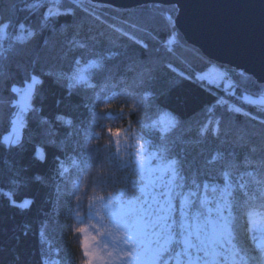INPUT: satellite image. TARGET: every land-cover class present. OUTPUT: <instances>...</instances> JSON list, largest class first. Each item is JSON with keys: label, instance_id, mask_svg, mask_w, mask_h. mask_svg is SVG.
Wrapping results in <instances>:
<instances>
[{"label": "trees", "instance_id": "obj_1", "mask_svg": "<svg viewBox=\"0 0 264 264\" xmlns=\"http://www.w3.org/2000/svg\"><path fill=\"white\" fill-rule=\"evenodd\" d=\"M31 2L37 0H0V18L12 21V26L7 30L9 39L4 40L7 34L3 40L0 39V73H4L10 82L19 84L25 72L31 70L30 61L40 40L50 38L49 47L44 50L45 59L37 71L44 67L51 68L57 74L63 71L72 75L77 67L74 60L79 58V67L87 69L84 73L87 83L74 84L75 94L69 97L67 82H64V87H60L51 80H46L39 98L34 99L33 106L39 111L32 113L30 117L26 114V119L33 121L40 116L51 120L58 113L65 114V119L72 120L73 126L60 124L58 121H53L48 126L55 133L52 138L57 143L65 141L66 147L49 148L48 163L31 169L32 172L38 171L48 177L46 186L31 185L17 192V200L25 197L35 200L31 211L18 214L8 206L6 200L0 198V245L3 246L0 258H3L5 264L11 260L14 251L20 253V264H78L81 258L78 251L81 234L74 229L86 225L88 197L94 195L93 188L96 194L118 192L128 186L133 177L130 169L119 167L118 159H109L110 154L114 155V138L108 132L109 128H137L162 157L174 155L178 146H186L190 153H203L202 159L210 157L217 150L228 152L235 147L236 156L231 159L239 161L240 166L228 169L232 172L233 181L239 182L241 174L246 172L264 176V164L260 163L264 158V126L258 122L264 118V104H250L243 98L244 94L259 97L262 94V85L251 76L228 67L223 68V72L232 82L229 89L213 84L212 93H209L189 79L181 81V73L195 75L201 70L204 71L205 65L208 68L211 62L199 50L189 46L175 28L174 6L148 4L123 9L98 4L95 15L100 16L99 20L77 10L74 16L55 17L57 31L52 32V24L44 29L43 16L48 7L52 6L53 0H38L43 7L33 11L25 10V5ZM60 2L67 3V0ZM59 11L63 12L64 9ZM18 21L25 24V36L27 31L36 32L37 36L23 43L17 40L16 37L20 35L16 26ZM64 24H73V27L62 32L59 29ZM172 29V36L175 35L178 39H173L166 50L161 49L159 38ZM124 32L138 38L141 45L128 40L122 35ZM69 41L84 44L85 48L74 47ZM143 44H147V50L142 47ZM113 53L116 55L112 56ZM109 56L112 58L107 59ZM101 57L105 59L101 61ZM91 61H101L111 69V74L102 73L97 68H87ZM169 65L172 66L171 69ZM172 80L178 81V86L170 94L156 98L154 94L158 95ZM142 94H147L148 100H141ZM220 97L229 106L241 107L242 113L248 112L256 116L257 120L227 112L224 107L215 103ZM133 98L141 101L137 110L122 114L121 105L127 108ZM82 100L85 103L90 101L93 108L83 107ZM149 101L153 105L151 108ZM102 103H115L116 107L101 113L99 106ZM157 104L177 116L179 123L175 127L161 131L156 125L153 126L159 116L156 111ZM209 106L213 108L212 112L208 111ZM93 115L100 118L93 120ZM221 117H231V126L224 123L217 129L216 122ZM3 129V110L0 109V133H3ZM86 129L91 139L85 137ZM216 131L219 139L214 135ZM37 132L34 125L31 135L37 136ZM78 141L83 142L80 148H77ZM195 141L199 143H193ZM86 143L94 149L92 155L100 157L94 168L103 163L108 172L114 173L103 186L93 184L90 179L86 180L80 171ZM241 144L246 147H238ZM252 147H256L257 151L252 152ZM26 148L31 150L30 145H26ZM56 157H59L63 168L67 169L59 178L54 171ZM245 157L253 161L252 167L244 166ZM228 159L230 158L226 157L225 161H218L211 166L216 176L213 182H221L220 169L222 165L227 167ZM21 163H28L27 151L23 156L9 151L7 146L0 151V190H8L10 184L7 178ZM244 179L248 183V190L258 197L252 201L253 207L248 210L254 214V219L264 221V199L259 198L257 185L252 178L245 176ZM73 182H77L78 187L74 188ZM239 194L238 189L237 195ZM76 195L81 196L79 202L75 199ZM77 212L80 213L79 216L76 215ZM21 225H29L30 229L28 235L17 242L15 235H18ZM41 230L44 232L43 237L39 234Z\"/></svg>", "mask_w": 264, "mask_h": 264}, {"label": "snow or ice", "instance_id": "obj_2", "mask_svg": "<svg viewBox=\"0 0 264 264\" xmlns=\"http://www.w3.org/2000/svg\"><path fill=\"white\" fill-rule=\"evenodd\" d=\"M44 5L37 2H31L25 5V10L33 11ZM99 5L96 0H67V3H61L60 0H53L52 6L48 7L43 16V26L46 30L49 24H52V32H56L54 18L60 15L74 16L77 10L83 11L88 16H95L100 19L97 13ZM56 9V11H54ZM59 9H64L63 12ZM75 21L73 22V24ZM73 24H64L60 26V31H67L73 27ZM12 26V21L0 18V39L4 38L7 30ZM17 28L20 35L16 37L22 43L29 38L37 36L36 32L27 31L25 24L17 22ZM119 32L120 30L117 29ZM172 30L166 31L163 37L159 38L161 49L167 48V45L173 42ZM128 40L137 45L141 41L128 34L122 33ZM74 47L85 48L84 44H76L75 41H69ZM50 38H42L39 46L30 61L31 70L26 71L23 79L17 84L10 82L4 73H0V109L3 110V133H0V151L7 149L17 152L21 156L27 151L28 163H21L15 168L14 173L8 177L10 187L7 191L0 190V198L8 202V206L16 210L18 214L31 211V206L35 200L31 197H25L22 200L16 199V194L24 188L36 185L38 187L46 186L45 181L48 177L41 172H32L33 167L46 165L48 163L49 148H65L66 142L57 143L54 137L55 133L48 126L53 121L60 124L73 126V121L65 119V114H56L51 120L40 116L33 121L26 119L32 113L39 110L34 107V99L39 98L46 80H51L57 86L64 87L67 82V95H74V84L87 83L85 77L86 68H80L81 60H74L77 66L72 75L61 71L55 73L51 68L38 66L45 59L44 50L48 49ZM142 47L147 50V44ZM113 53L112 56H115ZM112 56L107 57L111 59ZM101 57V61L104 60ZM101 61H91L87 68H97L101 72L111 74V69ZM171 69V65L168 66ZM207 68V65H205ZM174 71V69H173ZM212 70L205 74L203 70L195 75H185L181 73V81L189 79L197 83L198 86L205 88L212 93L213 80L209 78ZM215 78L223 79L222 73H215ZM147 83V81H144ZM178 81L172 80L167 88L161 90L156 96H166L178 86ZM93 87L92 85H88ZM264 88V85L261 86ZM17 97H19L17 99ZM142 100H148L147 94L141 95ZM250 104H264V101L251 100L244 97ZM216 105L222 106L232 114H242L250 120H257L256 116L243 112L241 107L229 106L228 102L220 97L215 101ZM83 107L92 109L91 102L81 101ZM152 102L149 101V108ZM157 115L163 113V120L169 127H175L179 120L171 110L165 111L156 105ZM209 112L213 108L209 106ZM104 113V112H101ZM100 117L93 115L92 119ZM161 121H156L159 123ZM259 124L264 126V118L260 119ZM217 129L220 125L228 123L231 126V117H221L217 122ZM38 130L37 136L31 135L33 126ZM155 126V124L153 125ZM7 133V134H4ZM110 135L117 138L116 151L114 155L109 156L110 160L119 159V167L127 168L134 166L136 177L141 178L139 184L131 185L132 189L138 193L129 197L127 190L119 192H107L106 194H96L88 197L89 211L92 212L95 205V216L100 224H91L95 229L92 234L84 226L76 227L74 231L81 234L78 251L81 253L79 264H173V257L186 255L189 257L187 264H264V221L254 219V214L248 209L253 207L252 201L258 197L254 196L248 190V183L244 177H251L257 185L259 198L264 199V176H258L254 172L241 174L240 181L234 182L232 172L229 168H238L240 162L234 158L236 156L235 147L228 152L217 150L208 158H201L203 153H190L186 146H178V151L174 155L162 157L159 151H149V143L145 141L135 149V159L124 161L121 153L124 149L121 147V140L118 138L123 134V130L109 129ZM78 134V132L76 133ZM71 135V133H70ZM216 139H219L218 131L214 132ZM85 137L91 139L88 130H85ZM227 143V141H224ZM81 141L77 142V148L82 146ZM126 143V141H125ZM193 143H199L195 141ZM26 145L31 146L28 151ZM238 147H246L241 144ZM94 149L89 146L83 152L80 171L85 175L86 180L90 179L93 184L104 185L108 182L114 173L106 174L103 170L99 174H93L94 165L100 159L99 156H93ZM165 151H168L165 149ZM256 152V147L251 148ZM226 161L227 167L220 169V183L213 182L216 176L211 170V166L218 161ZM163 159V164H156V161ZM264 164V158L260 161ZM244 166L252 167L253 161L245 157ZM116 167V165H113ZM54 171L56 176L62 177L67 171L62 166L59 157L55 158ZM73 187H78L77 182H73ZM2 189V186H0ZM240 194L237 195V190ZM77 202L81 196L76 195ZM79 212L76 213L77 216ZM29 225H21L18 235L15 239L19 242L21 237L29 233ZM40 236H44L43 230ZM179 244L181 250L176 251L175 245ZM251 244V247H249ZM0 252H3V246L0 245ZM256 252L258 254H253ZM195 254V260L192 259ZM21 256L19 252H13L8 264H20ZM0 264H5L3 258H0ZM177 264L179 262L177 261Z\"/></svg>", "mask_w": 264, "mask_h": 264}, {"label": "water", "instance_id": "obj_3", "mask_svg": "<svg viewBox=\"0 0 264 264\" xmlns=\"http://www.w3.org/2000/svg\"><path fill=\"white\" fill-rule=\"evenodd\" d=\"M130 9L174 6L173 24L211 63L241 71L264 85V0H96Z\"/></svg>", "mask_w": 264, "mask_h": 264}, {"label": "rangeland", "instance_id": "obj_4", "mask_svg": "<svg viewBox=\"0 0 264 264\" xmlns=\"http://www.w3.org/2000/svg\"><path fill=\"white\" fill-rule=\"evenodd\" d=\"M174 36L175 35H173V38H175ZM209 70H212V75H210L209 78L213 80V82H214L213 84L214 85H220L224 89H229L232 86V82L230 80H228L226 74L224 72H222L223 69H221L220 67H216L215 68L213 65H210L208 68H206L204 70L205 74H208ZM215 73H222L224 78L223 79L215 78ZM263 95H264V88L262 90V94L259 97L256 96V95L244 94L243 98L247 96L251 100H256V101L260 102V101H264V96ZM165 111H167V110H165ZM164 119H165V117L163 116V113H161L158 116V118L155 120V122L156 121H161V122H159V123H155L154 122V124L161 131H166V130L169 129V126L166 123L163 122ZM129 131H131L132 136L134 137V139L133 138H129L128 136L124 135L125 133H128ZM5 134H7V133H5ZM118 138L121 140V147L124 149V151L121 153V156H122L124 161H127L129 159H132V160L135 159L134 153H135V149L137 148V145L135 143V139H139L141 141V145H143L145 143V141L148 142V140L143 136V134H141V132L135 127H127L125 129H123V134L120 137H118ZM116 139L117 138H114V140H113L114 154H115V151H116V143H115ZM125 141H126V143H125ZM149 151H158V150H156L154 147H152L150 145ZM119 162L121 163L120 160H119ZM155 163L162 165L163 164V159H161L159 161H156ZM127 168L130 169L133 172V176H136V173H135V170H134V166L127 167ZM140 182H141V178L138 177V179L134 180L133 177H132L131 180H130V183L128 184V186H126L125 188H123V189H121L119 191L127 190V195L129 197H131L133 195H138V193L132 189L131 185L139 184ZM98 207H99V205H95L93 207L92 212H90V211L88 212L86 225L84 226L92 234H95V229L91 228V224H93V223H95L97 225L100 224V221L95 216V209L98 208ZM175 249H176L177 252H179L181 250L180 245L176 244L175 245ZM188 259H189V257L186 256V255H180V256H175L174 255L173 263L177 264V261H178L179 264H187ZM192 259L195 260V254H193Z\"/></svg>", "mask_w": 264, "mask_h": 264}, {"label": "clouds", "instance_id": "obj_5", "mask_svg": "<svg viewBox=\"0 0 264 264\" xmlns=\"http://www.w3.org/2000/svg\"><path fill=\"white\" fill-rule=\"evenodd\" d=\"M142 100V99H141ZM141 101L140 100H137L135 98H133L131 100L130 103L127 104V108H125L123 105H121L120 107V112L123 114V113H131V112H135L137 110V105L140 104ZM116 107V104L115 103H102L100 106H99V111L100 112H106L108 109H112V108H115ZM109 129H113V130H121V128H109ZM109 129H108V132H109ZM124 135L128 136L129 138H133L134 137L132 136V133L131 131H129L128 133H125ZM111 137L114 138L113 135H111ZM135 143L137 145V148L141 145V141L139 139H135ZM89 146H91L90 144H85L84 145V148L85 150H87L89 148ZM103 170L106 174H110V172L107 171V168H106V165L101 163L99 165H97L94 169H93V172L96 173V174H99V172ZM87 179V178H85ZM133 179H138V177L136 176H133ZM99 194V193H97ZM78 215H80V213H78ZM81 259V258H80ZM80 259L78 260V264H79V261Z\"/></svg>", "mask_w": 264, "mask_h": 264}, {"label": "bare ground", "instance_id": "obj_6", "mask_svg": "<svg viewBox=\"0 0 264 264\" xmlns=\"http://www.w3.org/2000/svg\"><path fill=\"white\" fill-rule=\"evenodd\" d=\"M211 65H213L215 68L216 67H220L221 69H223V68H225V67H223V66H220L219 64H217V63H211ZM234 70V69H233ZM223 71H224V69H223ZM222 71V72H223ZM239 72H241V71H239ZM241 73H243V72H241Z\"/></svg>", "mask_w": 264, "mask_h": 264}, {"label": "built area", "instance_id": "obj_7", "mask_svg": "<svg viewBox=\"0 0 264 264\" xmlns=\"http://www.w3.org/2000/svg\"><path fill=\"white\" fill-rule=\"evenodd\" d=\"M9 39V34H7L4 38L5 41H7ZM3 40V39H2ZM225 73V72H224ZM226 74V73H225Z\"/></svg>", "mask_w": 264, "mask_h": 264}]
</instances>
